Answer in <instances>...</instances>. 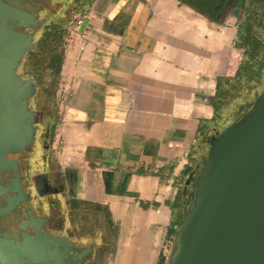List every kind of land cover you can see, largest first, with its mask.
Returning a JSON list of instances; mask_svg holds the SVG:
<instances>
[{
	"label": "crops",
	"instance_id": "obj_1",
	"mask_svg": "<svg viewBox=\"0 0 264 264\" xmlns=\"http://www.w3.org/2000/svg\"><path fill=\"white\" fill-rule=\"evenodd\" d=\"M250 4L214 22L178 0H88L63 46L53 151L64 183L50 198L83 247L40 234L2 241L0 264L40 262L47 247L66 264L95 252L103 264H169L212 142L237 123L231 107L218 111L220 86L244 61L248 27L264 37Z\"/></svg>",
	"mask_w": 264,
	"mask_h": 264
},
{
	"label": "flooded vegetation",
	"instance_id": "obj_2",
	"mask_svg": "<svg viewBox=\"0 0 264 264\" xmlns=\"http://www.w3.org/2000/svg\"><path fill=\"white\" fill-rule=\"evenodd\" d=\"M3 2L16 14L22 13L9 23L31 36L33 48L14 68L16 79L0 86V242L23 243L40 234L83 247L73 232L61 229L65 218L50 198L62 191L64 183L53 151L59 120L58 75L65 57L60 44L69 25L85 18L88 0ZM255 2L264 4V0ZM41 250L40 262L24 258L20 264H66L67 257L53 254L51 247ZM81 264H103V256L95 252L93 259Z\"/></svg>",
	"mask_w": 264,
	"mask_h": 264
},
{
	"label": "water",
	"instance_id": "obj_3",
	"mask_svg": "<svg viewBox=\"0 0 264 264\" xmlns=\"http://www.w3.org/2000/svg\"><path fill=\"white\" fill-rule=\"evenodd\" d=\"M16 16L0 0L1 87L16 79L14 68L33 48L31 36L7 24ZM176 233L169 264H264V91L213 140L193 207Z\"/></svg>",
	"mask_w": 264,
	"mask_h": 264
},
{
	"label": "trees",
	"instance_id": "obj_4",
	"mask_svg": "<svg viewBox=\"0 0 264 264\" xmlns=\"http://www.w3.org/2000/svg\"><path fill=\"white\" fill-rule=\"evenodd\" d=\"M178 1L214 22H218L229 7L243 13L248 2V0ZM255 3V0H251L250 10L245 11L246 15L248 13L247 19L249 22L252 21L251 8ZM248 28L246 43H249V48H246L244 61L236 76L220 86L221 95L218 111L222 114L221 109L223 107H231L226 114V119L230 123L238 122L252 109L256 97L264 88V37L254 33L252 24Z\"/></svg>",
	"mask_w": 264,
	"mask_h": 264
},
{
	"label": "rangeland",
	"instance_id": "obj_5",
	"mask_svg": "<svg viewBox=\"0 0 264 264\" xmlns=\"http://www.w3.org/2000/svg\"><path fill=\"white\" fill-rule=\"evenodd\" d=\"M251 12H252V23L254 24L255 26V29L256 30H263L264 31V4L263 5H259V4H256L251 8ZM71 25H69V29L71 28ZM254 33H257L256 31ZM70 36H71V33L68 32V34L66 35L65 37V41L63 43L60 44V48L62 49L63 46H66V44L68 43V41L70 40ZM59 89L62 87V82L61 80L59 81ZM263 88V87H262ZM264 88L262 89L261 92H263ZM261 94V93H260ZM234 124V123H233ZM232 124H229L228 126H230ZM228 126L226 127H222L223 130L221 132H223Z\"/></svg>",
	"mask_w": 264,
	"mask_h": 264
},
{
	"label": "built area",
	"instance_id": "obj_6",
	"mask_svg": "<svg viewBox=\"0 0 264 264\" xmlns=\"http://www.w3.org/2000/svg\"><path fill=\"white\" fill-rule=\"evenodd\" d=\"M66 94H67V90L62 86L58 90V94H57V99H58V104L59 105L65 101V98H66L65 95Z\"/></svg>",
	"mask_w": 264,
	"mask_h": 264
}]
</instances>
